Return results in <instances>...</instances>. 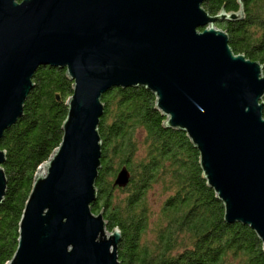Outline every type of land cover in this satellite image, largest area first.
<instances>
[{"label":"water","instance_id":"1","mask_svg":"<svg viewBox=\"0 0 264 264\" xmlns=\"http://www.w3.org/2000/svg\"><path fill=\"white\" fill-rule=\"evenodd\" d=\"M207 0H0V141L24 114L40 66L74 81L60 146L38 170L7 264H121L119 228L92 212L102 167V98L145 87L166 128L187 133L225 221L253 229L264 250V64L235 54ZM261 102V103H260ZM0 150V204L7 191ZM123 168L114 185L125 188Z\"/></svg>","mask_w":264,"mask_h":264},{"label":"trees","instance_id":"2","mask_svg":"<svg viewBox=\"0 0 264 264\" xmlns=\"http://www.w3.org/2000/svg\"><path fill=\"white\" fill-rule=\"evenodd\" d=\"M203 6L211 14L243 8L242 21H220L219 27L229 34L235 54L264 64V0H207ZM33 81L23 116L0 141V150L7 152L0 264L16 253L26 203L38 170L62 142L73 95L66 68L40 66ZM102 101V167L98 198L91 206L95 214L104 211L110 232L121 230V264H264L260 238L249 226L225 221L223 202L203 177L199 151L186 132L165 127L155 94L145 87H117ZM123 168L131 178L119 188L114 183ZM155 184L174 191L164 201L155 239L148 244L152 212L147 194Z\"/></svg>","mask_w":264,"mask_h":264},{"label":"rangeland","instance_id":"3","mask_svg":"<svg viewBox=\"0 0 264 264\" xmlns=\"http://www.w3.org/2000/svg\"><path fill=\"white\" fill-rule=\"evenodd\" d=\"M216 27L220 28L219 23H216ZM263 71H264V69H263ZM143 139H144V136L142 134L141 136H139V140L143 141ZM101 141H102V137H101ZM102 145H103V141H102ZM96 188L98 190V187H96ZM119 188H121V187H119ZM173 191L174 190L168 191L166 189V186H164L162 184H155L154 187L148 192L147 198H148V202H149V206H150V210L152 212V215H151L150 229H149V231L145 237L144 242L147 241L148 244L153 243L155 236H156V232H157L156 228L160 222L162 206L164 204L165 199L170 194H172Z\"/></svg>","mask_w":264,"mask_h":264}]
</instances>
